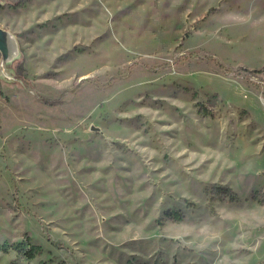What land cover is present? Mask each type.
Masks as SVG:
<instances>
[{
  "label": "rangeland",
  "instance_id": "374dc122",
  "mask_svg": "<svg viewBox=\"0 0 264 264\" xmlns=\"http://www.w3.org/2000/svg\"><path fill=\"white\" fill-rule=\"evenodd\" d=\"M0 27V264H264V0H0Z\"/></svg>",
  "mask_w": 264,
  "mask_h": 264
},
{
  "label": "water",
  "instance_id": "95a60500",
  "mask_svg": "<svg viewBox=\"0 0 264 264\" xmlns=\"http://www.w3.org/2000/svg\"><path fill=\"white\" fill-rule=\"evenodd\" d=\"M17 53V42L15 36L8 30L0 27V72L2 75H7L10 63Z\"/></svg>",
  "mask_w": 264,
  "mask_h": 264
},
{
  "label": "trees",
  "instance_id": "16d2710c",
  "mask_svg": "<svg viewBox=\"0 0 264 264\" xmlns=\"http://www.w3.org/2000/svg\"><path fill=\"white\" fill-rule=\"evenodd\" d=\"M253 197H254V195H253ZM259 200L264 202V198H259ZM15 247H17V245H15Z\"/></svg>",
  "mask_w": 264,
  "mask_h": 264
}]
</instances>
